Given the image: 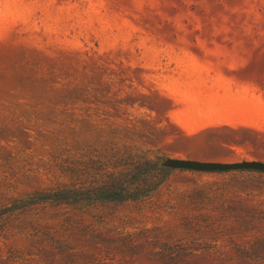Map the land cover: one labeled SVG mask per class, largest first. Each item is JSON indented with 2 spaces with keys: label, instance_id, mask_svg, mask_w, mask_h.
Returning a JSON list of instances; mask_svg holds the SVG:
<instances>
[{
  "label": "rangeland",
  "instance_id": "rangeland-1",
  "mask_svg": "<svg viewBox=\"0 0 264 264\" xmlns=\"http://www.w3.org/2000/svg\"><path fill=\"white\" fill-rule=\"evenodd\" d=\"M165 158L264 162V0H0V264H264V173ZM146 159L145 198L23 203Z\"/></svg>",
  "mask_w": 264,
  "mask_h": 264
},
{
  "label": "trees",
  "instance_id": "trees-1",
  "mask_svg": "<svg viewBox=\"0 0 264 264\" xmlns=\"http://www.w3.org/2000/svg\"><path fill=\"white\" fill-rule=\"evenodd\" d=\"M133 168L135 172L127 174L121 170H117L116 172L108 171L107 174L110 181L107 184L86 188L82 194L74 189L71 183L59 184L53 188L39 190L27 196L23 203L25 206L42 202L72 203L74 201L86 200L87 198L92 199V201H125L129 199L138 200L150 196L158 187V184H154L151 178L155 170L160 168H157L156 164L149 159L143 160L141 163L138 162ZM136 172L138 174L142 173L139 176V181L133 180Z\"/></svg>",
  "mask_w": 264,
  "mask_h": 264
},
{
  "label": "crops",
  "instance_id": "crops-1",
  "mask_svg": "<svg viewBox=\"0 0 264 264\" xmlns=\"http://www.w3.org/2000/svg\"><path fill=\"white\" fill-rule=\"evenodd\" d=\"M199 41V40H195ZM196 45H203L204 43L196 42ZM210 45H217V44H210ZM235 45V44H234ZM195 56H201L205 53H213V54H220V52H225L223 54H228L229 52H233L234 54H240L244 51L243 48L240 47H230V48H222V47H213V48H203V47H197L193 49ZM181 52V50H178ZM184 51V50H182ZM183 54V52H181ZM235 67H238L236 65ZM237 71L238 69L235 68ZM234 87L231 89V91L236 95L235 98V116L237 118V124L236 125H246L251 127H259L258 123L256 122H250L248 121L247 115L248 111L253 107L252 103L254 101L253 99V88L249 86V84L241 79L236 80ZM204 109L199 107H193L190 108V114L194 115H203L202 113Z\"/></svg>",
  "mask_w": 264,
  "mask_h": 264
},
{
  "label": "water",
  "instance_id": "water-1",
  "mask_svg": "<svg viewBox=\"0 0 264 264\" xmlns=\"http://www.w3.org/2000/svg\"><path fill=\"white\" fill-rule=\"evenodd\" d=\"M159 166L167 169L191 170L198 172H226L231 170H251L264 173V162L258 160L217 161L194 158H165Z\"/></svg>",
  "mask_w": 264,
  "mask_h": 264
}]
</instances>
